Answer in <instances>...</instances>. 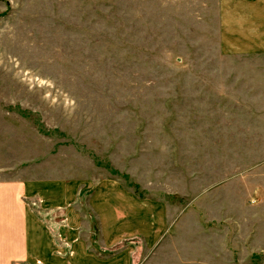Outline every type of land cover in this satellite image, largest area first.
<instances>
[{"label": "rangeland", "instance_id": "374dc122", "mask_svg": "<svg viewBox=\"0 0 264 264\" xmlns=\"http://www.w3.org/2000/svg\"><path fill=\"white\" fill-rule=\"evenodd\" d=\"M0 185L56 241L264 264V0H0Z\"/></svg>", "mask_w": 264, "mask_h": 264}, {"label": "crops", "instance_id": "0c3cea01", "mask_svg": "<svg viewBox=\"0 0 264 264\" xmlns=\"http://www.w3.org/2000/svg\"><path fill=\"white\" fill-rule=\"evenodd\" d=\"M58 234L56 241L52 231L22 202L17 190L0 185V264H152L147 257L138 263L136 249L125 247L105 255L72 242L60 231ZM151 252L152 247L145 256Z\"/></svg>", "mask_w": 264, "mask_h": 264}]
</instances>
